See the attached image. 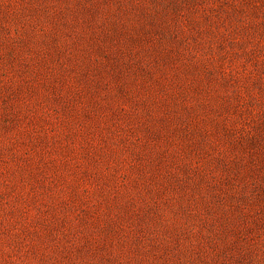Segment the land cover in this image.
Returning a JSON list of instances; mask_svg holds the SVG:
<instances>
[{"label": "rangeland", "instance_id": "1", "mask_svg": "<svg viewBox=\"0 0 264 264\" xmlns=\"http://www.w3.org/2000/svg\"><path fill=\"white\" fill-rule=\"evenodd\" d=\"M0 264H264V0H0Z\"/></svg>", "mask_w": 264, "mask_h": 264}]
</instances>
